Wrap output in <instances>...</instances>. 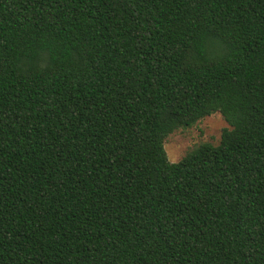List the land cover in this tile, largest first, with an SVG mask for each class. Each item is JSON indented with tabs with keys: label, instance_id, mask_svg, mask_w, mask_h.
<instances>
[{
	"label": "trees",
	"instance_id": "trees-1",
	"mask_svg": "<svg viewBox=\"0 0 264 264\" xmlns=\"http://www.w3.org/2000/svg\"><path fill=\"white\" fill-rule=\"evenodd\" d=\"M0 264H264V0H0Z\"/></svg>",
	"mask_w": 264,
	"mask_h": 264
},
{
	"label": "rangeland",
	"instance_id": "rangeland-1",
	"mask_svg": "<svg viewBox=\"0 0 264 264\" xmlns=\"http://www.w3.org/2000/svg\"><path fill=\"white\" fill-rule=\"evenodd\" d=\"M230 127L220 112H214L199 119L189 127H180L170 133L164 146L171 161H179L201 143L218 144L224 128Z\"/></svg>",
	"mask_w": 264,
	"mask_h": 264
}]
</instances>
